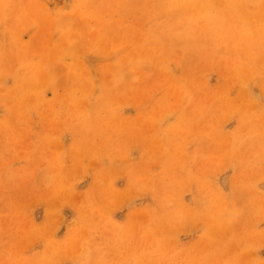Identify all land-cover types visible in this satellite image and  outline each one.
Here are the masks:
<instances>
[{
  "label": "rangeland",
  "instance_id": "obj_1",
  "mask_svg": "<svg viewBox=\"0 0 264 264\" xmlns=\"http://www.w3.org/2000/svg\"><path fill=\"white\" fill-rule=\"evenodd\" d=\"M185 2L93 0L99 5V19L64 18L54 23L37 9L55 14L64 8L65 0H39L38 4L37 0H5L0 7V119L7 125L0 130V260L73 264L98 259L102 250L117 242L111 228L126 225L141 210L147 230V212L156 202L131 186V161L104 147L102 139L93 138L94 145L91 140L84 145L83 137L65 122L57 102L78 92L82 81L95 97L108 89L113 94L130 92L137 77H147L150 84L195 79L209 92L235 97L238 89H229L230 61L221 57L243 53L245 44L234 33L233 18L223 10L228 0H212L221 15L213 20L211 31L202 33L196 28L191 36L182 31L189 24L191 10L174 7ZM235 23L243 27L242 20ZM41 63L51 90L33 87L34 95L23 99L21 92L27 86L21 87L22 79L28 67ZM41 93L51 107L37 103ZM238 123L233 119L224 124L223 134L234 133ZM192 133L184 162L194 175L215 165L229 147L238 149L240 159L251 151L247 141L228 145L212 134L207 120L194 124ZM86 146L92 147L87 155ZM142 153L139 167L149 165L156 170L161 166L162 162H150L151 152L144 145L132 151L133 159ZM49 163L72 185L70 196L36 195L34 188L46 175ZM239 172L237 167H221L216 179L237 207L252 199L246 190L232 192L233 178ZM24 174L30 178L21 180ZM106 180L111 183L110 194L102 190ZM109 198L107 219L93 214V230L81 231L82 205L92 202L103 210ZM184 202L200 207L205 203L195 185ZM201 227L186 225L179 241L189 243Z\"/></svg>",
  "mask_w": 264,
  "mask_h": 264
},
{
  "label": "clouds",
  "instance_id": "obj_2",
  "mask_svg": "<svg viewBox=\"0 0 264 264\" xmlns=\"http://www.w3.org/2000/svg\"><path fill=\"white\" fill-rule=\"evenodd\" d=\"M3 6L5 0H0V7ZM174 7L191 10L189 24L182 28L190 36L196 28L202 33L211 31L213 20L221 15L212 0H186ZM223 10L233 18L234 33L245 44L243 53L237 51L234 57H221L230 61L229 89H238L235 97L227 92H209L195 79L187 83L171 80L150 84L147 77H137L130 92L113 94L108 89L95 97L87 82L82 81L78 92L66 94L57 102L65 122L83 137L82 143L88 145L91 140L94 145L93 138L102 139L104 147L130 160L131 186L156 202L147 212V230L140 219L145 214L141 210L126 225L111 228L117 242L102 250L98 259L73 264H264V0H228ZM37 12L54 23L64 18H100L99 5L93 0H65L64 8L55 14L39 8ZM237 20L243 21V27L235 23ZM25 86L21 92L23 99L34 95L33 87L51 90L43 63L28 67L21 84L22 88ZM37 103L51 107L43 93L37 97ZM129 108L135 109L134 113H129ZM233 119H238V126L234 133L225 136L223 125ZM204 120L211 122V133L228 145L237 140L249 142V156L240 159L236 155L238 149L229 147L215 165L194 175L186 168L184 158L188 155L192 126ZM6 126V121L0 119V130ZM141 145L151 152V163L162 162L158 169L152 170L149 165L139 167L143 153L133 159L132 151ZM84 151L87 155L92 147L86 146ZM221 167L240 169L233 178L232 192L252 193L247 205L237 207L231 195L217 186V171ZM29 178L27 174L20 176L21 180ZM193 185L205 201L203 207L184 202ZM102 190L110 194L111 183L106 180ZM34 191L39 197L51 198L70 196L73 188L59 168L49 163ZM110 204L109 198L103 210L92 202L82 205L79 229L93 230V214L106 220ZM193 223L201 225V229L189 243H181L180 230ZM0 264L55 262L0 260Z\"/></svg>",
  "mask_w": 264,
  "mask_h": 264
}]
</instances>
